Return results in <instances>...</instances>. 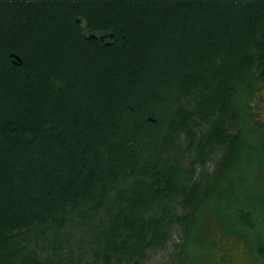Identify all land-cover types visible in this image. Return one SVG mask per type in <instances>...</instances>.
<instances>
[{
    "label": "trees",
    "instance_id": "trees-1",
    "mask_svg": "<svg viewBox=\"0 0 264 264\" xmlns=\"http://www.w3.org/2000/svg\"><path fill=\"white\" fill-rule=\"evenodd\" d=\"M86 43L107 53L111 71L92 63L81 49ZM87 67L83 79L78 70ZM107 86L112 102L96 92ZM90 88L87 102H78V92ZM45 92L55 98L57 121L47 116ZM263 92L264 0H0V256L45 214L54 222L75 211L92 217L87 205L98 187L96 206L107 201L109 220L91 264L126 257L144 264L151 250L165 247L169 233L148 214L159 199L181 193L176 165L149 160L144 179L120 187L112 203L107 196L111 183L140 162L133 139L118 137L114 118L132 121L135 133H152L164 121L149 110L169 98L180 104L167 115L169 131L156 139L160 155L176 149L179 132L198 151L193 164L224 154L215 175L182 188L184 212L171 221L185 234L175 254L182 263L213 264L216 228L241 238L264 264V118L254 103ZM189 96L193 105L181 104ZM140 112L141 121L132 118ZM204 122L211 126L197 138L193 127ZM108 127L115 128L111 136ZM43 141L47 147L36 150Z\"/></svg>",
    "mask_w": 264,
    "mask_h": 264
},
{
    "label": "rangeland",
    "instance_id": "rangeland-1",
    "mask_svg": "<svg viewBox=\"0 0 264 264\" xmlns=\"http://www.w3.org/2000/svg\"><path fill=\"white\" fill-rule=\"evenodd\" d=\"M92 45L90 43L84 44L81 48L85 53L89 52V48ZM96 46V45H95ZM92 50V49H91ZM93 58L92 63L99 68L100 71H111L114 65L106 63L107 53L90 51ZM83 54V53H82ZM74 59V58H73ZM75 63L76 61L73 60ZM79 76L87 79L89 77V69L83 68L78 70ZM91 79V78H90ZM98 97L103 102H112V93L109 91L107 86L106 90L103 88L96 91ZM92 90L85 94L82 91L76 95L78 102H87V97L91 95ZM47 100L43 103H51L47 107V116L50 114L52 120H59L54 113L53 101L55 98L49 92H45ZM168 98V97H167ZM192 96L183 99L181 104L189 105V100H192ZM10 101H15V98L11 96ZM8 99V100H9ZM158 101V106L150 109L148 115L155 117H161L164 122L157 125L156 129L152 133H145L142 130H138L135 133V129L132 121L125 120L121 117H115L114 121L117 123L116 131L118 137L121 139L132 138L134 141L135 149L139 151L140 162L133 167H129L127 176L124 179H117L111 183V189L107 196L109 202H114L118 197V191L120 187L130 188L138 179H144L141 176L140 171L142 167L149 160H157L161 157V165L164 166L166 163L164 160L169 159L173 165L179 168V175L177 177L178 187L181 193H174L173 195L159 199L154 205V208L148 214L155 221H161L164 230L169 233V237L165 242V247L158 246L151 250L149 253V259L143 261L144 264H187L182 263L181 255L176 253L178 249L175 247V242H184V230L177 221H171L176 219L179 215L184 212L182 206L183 194L182 188L193 181L197 180L199 183H205L208 176L215 175L217 171V162L222 160L224 157L223 153H217L216 160L208 162L206 165L200 163L193 164V161L198 156L196 147H189L190 139L186 132L176 133V149L171 151L167 155H160L157 150L158 144L156 139L161 140L163 135L169 131L168 125V113H172L174 109L180 104L179 102L170 101L169 98L165 102ZM254 103L258 105L259 111L261 112L262 118H264V92L262 96L255 99ZM12 104V103H11ZM14 105V104H13ZM17 105V103H16ZM103 106V104L101 103ZM163 106V107H162ZM136 107L135 103H132L131 108ZM62 108H66L62 106ZM135 111V109H133ZM145 108L143 112H145ZM142 111V110H141ZM136 121H141V112L138 115H134ZM151 118V117H150ZM108 121L107 119H105ZM151 121H154L151 119ZM70 127H72V120L65 121ZM211 126L210 122H204L200 125H195L193 129L197 133V138H200L205 131ZM113 127H108L106 130L111 136ZM95 136L87 137V140L94 139ZM72 138H70L71 140ZM75 143V140H71ZM48 145L46 141H43L39 145L35 146L36 150H42ZM68 143L62 145V149L67 148ZM194 170V171H193ZM100 183V182H99ZM96 200L87 207H92L90 214L92 217H84L80 211L71 213H62L56 216L57 222H54V217L45 214L47 220L37 218L30 224L31 230L23 232L16 237H13L9 242L5 243L1 252L4 255L0 256V264H91L95 261L96 248L98 240V234L102 226L108 222L109 217L106 215L108 203L104 202L101 207H97L96 204L101 200L103 190L101 187L95 189ZM86 207V206H85ZM73 205L69 204L68 210H72ZM76 210V209H75ZM78 210V209H77ZM40 216V214H39ZM45 230L46 233H43ZM212 239L217 241V246L212 250L211 262L214 264H258L257 261L249 254L246 243L238 237H225L223 233L214 228L212 232ZM225 257V259L223 258ZM134 258L126 257V259L120 264H133ZM227 263H224V262ZM103 260H99L97 264H104ZM112 264H119L117 260H114Z\"/></svg>",
    "mask_w": 264,
    "mask_h": 264
},
{
    "label": "water",
    "instance_id": "water-1",
    "mask_svg": "<svg viewBox=\"0 0 264 264\" xmlns=\"http://www.w3.org/2000/svg\"><path fill=\"white\" fill-rule=\"evenodd\" d=\"M77 21H78L79 23H81V22L83 21V18H82V17H78V18H77ZM85 29H86V28H85ZM111 36H112V34H111ZM105 37H106V35L101 36L102 39H105ZM88 38H97V35H96L95 33H91V34L88 36ZM11 56L13 57L15 63H21V62H22L21 57H19L17 54L12 53ZM150 119H153V118H150ZM153 120H154V119H153Z\"/></svg>",
    "mask_w": 264,
    "mask_h": 264
}]
</instances>
